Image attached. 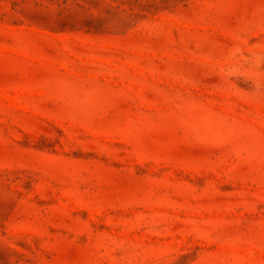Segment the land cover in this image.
I'll list each match as a JSON object with an SVG mask.
<instances>
[{
    "label": "rangeland",
    "instance_id": "1",
    "mask_svg": "<svg viewBox=\"0 0 264 264\" xmlns=\"http://www.w3.org/2000/svg\"><path fill=\"white\" fill-rule=\"evenodd\" d=\"M0 264H264V0H0Z\"/></svg>",
    "mask_w": 264,
    "mask_h": 264
}]
</instances>
